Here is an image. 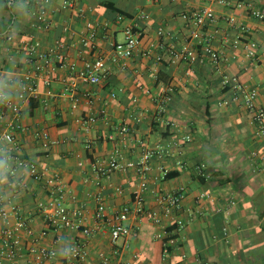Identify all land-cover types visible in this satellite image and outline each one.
Masks as SVG:
<instances>
[{
    "label": "crops",
    "instance_id": "1",
    "mask_svg": "<svg viewBox=\"0 0 264 264\" xmlns=\"http://www.w3.org/2000/svg\"><path fill=\"white\" fill-rule=\"evenodd\" d=\"M43 1L0 0V90L14 95L29 68L22 49L25 38L38 40L41 50L64 43L69 61L78 67L96 54L111 55L113 43L124 39L123 29L128 24H137L140 47L126 66L110 65L108 77L97 85L80 81L66 65L58 64L50 87L37 81L36 92L23 105V129L15 132V138L21 153L36 163L43 175L41 179L29 174L21 179L8 176L0 184L1 204L8 207L12 202L19 207L34 227L38 245L57 251L56 264H101L100 253L111 254L114 245L108 217H97L100 201L96 196L101 195L107 215L124 205L135 206L141 177L134 164L142 155L143 143L159 144L168 153L153 159L147 172L146 211L159 208L154 190L167 193L185 188L181 208L163 217L170 230V252L162 253L161 241L154 237L160 226L152 223L145 211L127 220L138 227V234L128 239V248L113 258V264H264V135L257 133V124L240 99L219 104L226 95L222 77L232 74L248 87L257 88L256 105L264 108V18L252 14L264 10V0H81L83 15L63 8V0H49L52 27L45 31L31 24L34 7ZM202 7H211L216 14V21L202 32L207 36L205 42L220 51L222 60L215 65L197 46L188 61L172 62L169 50L189 40L188 16ZM231 16L236 23L228 21ZM89 21L98 25L94 51L79 42ZM239 24L246 28L244 32ZM159 28H163L162 34ZM238 34L241 42L234 46ZM247 40L259 44L254 58L246 56ZM149 48L152 53L146 55ZM159 53L171 67L170 83L156 81L162 61L154 55ZM75 80L78 100L63 94ZM168 87L173 89L171 99L162 102ZM89 116L94 120H88ZM124 124L130 127L127 133L120 132ZM37 129L47 130L55 143L43 147L33 135ZM185 135L191 140H184ZM114 153L132 165L106 177L98 175L94 164L107 165ZM2 156L0 151V170L5 174ZM201 162L207 164L209 178L197 175L194 167ZM161 166L167 169L166 175ZM51 178L54 184L48 181ZM16 179L20 182H14ZM56 184L64 187L67 207H81L80 227L55 230L48 225ZM204 193L209 197H202ZM39 202L48 208L39 207ZM176 217L184 221L182 227L176 224ZM14 223L13 215L8 221L0 217V230ZM84 227L91 229L87 237ZM20 234L22 243L28 245L29 237ZM83 239L84 260L67 262L60 256L66 244ZM121 244L122 239L117 242Z\"/></svg>",
    "mask_w": 264,
    "mask_h": 264
},
{
    "label": "built area",
    "instance_id": "2",
    "mask_svg": "<svg viewBox=\"0 0 264 264\" xmlns=\"http://www.w3.org/2000/svg\"><path fill=\"white\" fill-rule=\"evenodd\" d=\"M227 3L226 0H220ZM27 3H30L28 1ZM49 0H44L38 7L33 9V20L31 22L34 29L49 30L52 27L51 9L48 7ZM242 6V3L238 4ZM63 8L74 9L79 15L84 14V8L81 5V0H63ZM252 14L258 18H264V10H253ZM143 17H147L146 13H142ZM188 26H189V40L183 43L177 49L169 50L172 62L188 61L191 59L197 50V46L202 48L205 55L209 56L212 63L219 64L222 60L220 51L214 48L210 43L205 42L207 36L202 32L203 28L207 25L213 24L217 17L211 7H202L190 13ZM121 18V16H120ZM231 23H236L235 17L231 16L228 19ZM239 30L244 32L246 28L243 25H238ZM98 25L89 21L87 23V32L79 38L81 46L92 51L97 49L96 35ZM124 39L116 41L112 45V53L108 57L105 54H96L93 58L84 59L82 66L78 67L75 61L70 62L68 55L65 51V44L57 42L54 45L48 46L41 50V43L32 39L31 37L22 40V49L25 50L27 55L28 70L23 72L22 79L17 87L16 93L9 94L4 90H0V151L3 152L2 159L6 163L7 169L3 177L6 181L8 176L22 177L24 174H29L33 179H41L43 171L39 169L38 165L28 160L20 151V146L15 138V132L23 129L21 122V112L24 103L28 98L36 92L37 81L41 80L45 86L50 87L53 77L52 72L55 65H66L76 78L80 81L97 85L103 82L109 75L111 66L119 64L126 66L127 59L140 47L139 35L141 34L136 23L128 24L123 29ZM158 32L162 34L163 28H159ZM8 40H12V35H7ZM192 40V43L189 42ZM241 42V36L238 34L234 40V46ZM244 49L247 57L254 58L257 56L259 44L253 40H247L244 43ZM151 48L145 54L151 55ZM158 61L162 60V54L154 55ZM14 80V77H11ZM77 80L72 81L66 86L64 95L68 94L73 100H78L77 96ZM221 86L226 88V95L219 101L221 105H228L233 101L239 99L243 102L244 106L251 113L253 121L257 124V133L264 135V108L256 105V96L258 90L256 87H248L236 75L224 74L221 80ZM122 90V88H120ZM173 89L166 88L162 96V102H168L171 99L170 93ZM51 92L48 90V93ZM113 97L116 93L111 94ZM104 112V110L102 111ZM88 120H94V116H89ZM130 127L124 124L120 127L121 133L129 132ZM34 137L40 141V144L49 148L55 140L51 139L47 130H35ZM184 140L190 141L191 137L185 135ZM143 152L139 160L134 164L137 173L141 177L140 189L134 194L135 206L124 205L118 211L111 215H107L105 205L101 199V195L97 194L96 198L100 201L97 217L101 220L107 218V223L110 228L111 242L113 243L112 253L101 252V264H113V258L120 255L129 246L128 239L138 234V227L136 225L127 224L132 214H143L145 209V196L144 192L149 188L147 180V172L151 169V162L153 159L162 158L168 153V150L162 145H148L143 143ZM13 165H12V164ZM177 164L182 166V161L178 160ZM132 163L122 161V157L118 153L111 155L107 165L94 164L93 169L95 172L102 176H109L117 169H126ZM197 175L206 179L210 177L208 166L205 162L195 165ZM163 175H166L167 169L165 167L159 168ZM54 184L55 179L48 180ZM14 182H20L16 179ZM97 184L100 181H96ZM54 195V209L47 212L48 225L57 230L63 228H78L80 227L83 211L81 207L69 208L64 204V187L55 185L52 188ZM156 201L159 208H152L147 212L148 218L155 225H159L160 229L155 233L154 237L161 241V248L163 254L170 252V230L164 224L163 217L170 216L174 211L181 208L182 199L185 196V188L180 187L172 192L156 193ZM0 186V197H1ZM202 197H209L208 193H204ZM234 203V201H230ZM39 207L47 209L44 202H39ZM219 211L221 208L218 209ZM14 216L15 223L13 225H6L0 230V263L7 261L9 264H56L58 260L57 251L53 248L38 245V237L35 236L34 227L30 221L22 214L19 207L10 202L8 207L0 202V217L6 221L11 216ZM175 222L178 227H182L184 221L176 217ZM21 232H25L30 241L28 245L22 243ZM83 234L87 237L91 233V229L84 227ZM60 239V238H58ZM122 239L123 244L117 245V242ZM86 240H79L77 242L68 243L64 249H69L72 255L65 260L67 262H74L84 260L86 257ZM197 264H203L198 262Z\"/></svg>",
    "mask_w": 264,
    "mask_h": 264
},
{
    "label": "trees",
    "instance_id": "3",
    "mask_svg": "<svg viewBox=\"0 0 264 264\" xmlns=\"http://www.w3.org/2000/svg\"><path fill=\"white\" fill-rule=\"evenodd\" d=\"M121 14H126L122 11H120ZM45 31V30H43ZM162 60H160L161 62ZM171 67L169 66V62L167 61H162L161 63V67L160 69L158 70L157 72V76H156V81L157 83L159 84L160 82L161 83H170L171 81V78H170V75H169V71H170Z\"/></svg>",
    "mask_w": 264,
    "mask_h": 264
},
{
    "label": "clouds",
    "instance_id": "4",
    "mask_svg": "<svg viewBox=\"0 0 264 264\" xmlns=\"http://www.w3.org/2000/svg\"><path fill=\"white\" fill-rule=\"evenodd\" d=\"M4 179L5 178L3 177L2 170H0V184H2L4 182ZM59 254L62 258L66 259L72 255V252L69 249H63L60 251Z\"/></svg>",
    "mask_w": 264,
    "mask_h": 264
}]
</instances>
